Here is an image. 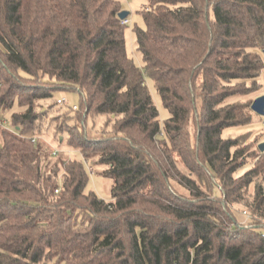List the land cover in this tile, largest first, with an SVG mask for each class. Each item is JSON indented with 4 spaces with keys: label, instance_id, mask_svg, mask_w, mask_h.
<instances>
[{
    "label": "trees",
    "instance_id": "16d2710c",
    "mask_svg": "<svg viewBox=\"0 0 264 264\" xmlns=\"http://www.w3.org/2000/svg\"><path fill=\"white\" fill-rule=\"evenodd\" d=\"M147 1L139 67L119 0H0V264H264L260 134L222 137L255 113L241 98L261 86L264 0ZM59 90L79 93L60 131L112 180L109 200L34 138Z\"/></svg>",
    "mask_w": 264,
    "mask_h": 264
},
{
    "label": "rangeland",
    "instance_id": "374dc122",
    "mask_svg": "<svg viewBox=\"0 0 264 264\" xmlns=\"http://www.w3.org/2000/svg\"><path fill=\"white\" fill-rule=\"evenodd\" d=\"M119 2L122 10H126L129 12L128 14L129 22L127 23V27L125 29L127 52L133 58L134 62L139 67H141L143 65L142 55L136 47L137 44H136L133 28L134 26L143 27L144 23L139 11L140 9H142V7L148 4V1L119 0ZM261 56L263 61V68L258 78V81L261 85L260 89L249 95L242 97L241 98L242 100L251 99L253 101V99H255L256 97L260 95H264V53H262ZM146 83L155 101V104L158 108L159 119L162 121L168 116V112L164 108L161 99L154 88L153 81H151L150 79H146ZM62 97L65 98V105L63 106L56 103V100ZM49 102H50L49 100H43L41 101V104L48 106ZM53 103H54L53 108L47 109L46 117L38 122L39 131L34 135V138H36L37 141L45 145L46 151L50 153L53 152V150L58 151L55 155L52 154V160L53 159L67 160L72 158H75L77 160H82L87 169L88 177H89L85 191L86 192L93 191L102 199L109 200L112 180L98 174V171L101 169L100 166L93 165L91 164L90 161H84L78 151L69 148L65 143L67 134L65 132L60 131L61 126L64 127L65 124L71 123L70 120H66L63 117V112L66 110L65 108L67 107H71L73 105L79 106V93L76 90L56 91L54 93ZM9 113L10 112H8L6 115H8ZM103 121H104V116L102 115H97L95 117L87 116L84 124L85 131L89 134L99 135L98 133L101 132ZM8 122L9 121L7 120L3 123H5V125H8L9 124ZM188 129L190 132V136L193 139L192 122H190ZM247 131H251L253 135L260 134L258 140L260 142H264V125L260 117L255 113L253 114L252 121L250 124L242 127L226 128L222 132V137L224 138L232 137ZM247 167H249V164L239 169L237 171V174H241L244 170L247 169ZM263 185H264V181H263ZM174 187L176 188L177 192L187 195V190L182 186H180L179 184L175 183ZM233 211L237 219L241 222L245 223L250 218L248 210L242 205H234ZM40 264H58V263H56L54 260H49L47 262H43Z\"/></svg>",
    "mask_w": 264,
    "mask_h": 264
},
{
    "label": "water",
    "instance_id": "95a60500",
    "mask_svg": "<svg viewBox=\"0 0 264 264\" xmlns=\"http://www.w3.org/2000/svg\"><path fill=\"white\" fill-rule=\"evenodd\" d=\"M129 12L126 10H121L118 13V17L123 20L128 16ZM264 53V50H263ZM251 109L253 112H255L256 114L260 115V116H264V95H260L258 97H256L255 99H253V101L251 102L250 105ZM259 149L260 150H264V142H261L259 144Z\"/></svg>",
    "mask_w": 264,
    "mask_h": 264
},
{
    "label": "built area",
    "instance_id": "2783aa9c",
    "mask_svg": "<svg viewBox=\"0 0 264 264\" xmlns=\"http://www.w3.org/2000/svg\"><path fill=\"white\" fill-rule=\"evenodd\" d=\"M122 22H123V23H128L129 20H128V19H123ZM56 101H57V103H58L59 105H65V98H64V97H62V98H60V99H57ZM72 108H73V109H76L77 107H76V105H73ZM262 123H263V125H264V121H263ZM56 191H57V190H56Z\"/></svg>",
    "mask_w": 264,
    "mask_h": 264
}]
</instances>
